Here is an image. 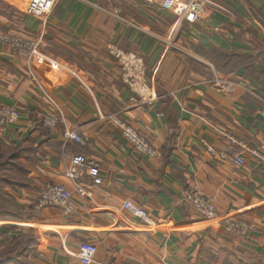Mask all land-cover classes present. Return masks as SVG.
<instances>
[{
    "label": "crops",
    "instance_id": "obj_1",
    "mask_svg": "<svg viewBox=\"0 0 264 264\" xmlns=\"http://www.w3.org/2000/svg\"><path fill=\"white\" fill-rule=\"evenodd\" d=\"M0 2L7 6L0 36L39 40L42 55L26 64L0 40V108L18 115L0 126V140L21 150L27 179L3 192L23 213L0 221V264H80L81 243L95 245L99 264H264L263 77L219 72L210 60L213 52L264 49V0H205L194 24L140 0H55L43 19L27 14L28 0ZM110 45L143 59L154 105L131 99ZM252 69L263 66L255 61ZM119 122L156 156L138 155ZM64 131L87 142L65 141ZM73 156L100 168L99 185L81 171L83 196L64 176ZM45 183L69 191V216L33 208ZM193 186L213 199L214 219L198 216L186 200ZM125 201L146 218L124 210ZM228 218L253 229L229 233Z\"/></svg>",
    "mask_w": 264,
    "mask_h": 264
},
{
    "label": "built area",
    "instance_id": "obj_2",
    "mask_svg": "<svg viewBox=\"0 0 264 264\" xmlns=\"http://www.w3.org/2000/svg\"><path fill=\"white\" fill-rule=\"evenodd\" d=\"M147 5L157 4L163 11H169L177 18V22L184 21L194 24L201 19L205 0H140ZM55 0H28L26 12L33 18L43 19L52 10ZM119 14V10L114 12ZM0 40L9 44L18 58L26 64L33 57H42L39 51V40H28L15 36H0ZM108 54L115 60L120 75L122 86L128 91L133 101H137L141 105L151 106L157 101L154 87L148 78L147 67L143 59L132 52L123 51L114 45H110L107 49ZM233 85L228 86L232 90ZM259 115L264 118V108L260 109ZM18 118L17 113L7 107L0 108V126L13 123ZM55 120L46 121V126L53 127ZM120 135L132 147V149L140 156L154 158L156 156L155 149L137 132L128 125L121 122L118 123ZM65 141L74 142L84 145L87 140L81 135L73 131H64L62 135ZM227 140H233L230 136ZM207 151L215 155V151L206 146ZM253 155H257L253 152ZM221 159L223 155H219ZM259 157V156H257ZM236 165H241L242 159L237 157L234 159ZM86 170L93 185L101 183L100 168L98 164L91 159L82 156H73L71 158V166L65 171V178L73 183L77 193L84 195V189L78 186L81 178V171ZM185 198L193 207L198 216L205 219H214L216 208L211 197L204 195L196 186L190 187L185 192ZM35 210L45 208H57L62 211L65 216L72 213L71 196L68 190L63 186L54 183H45L42 187L36 201L33 204ZM124 210L130 212L134 217L145 219L146 213L141 209H136L131 203L125 201L122 205ZM224 228L229 233H244L253 229L251 225L241 220H232L230 218L224 220ZM96 247L90 243H81L77 251V259L80 264H99L96 259Z\"/></svg>",
    "mask_w": 264,
    "mask_h": 264
},
{
    "label": "rangeland",
    "instance_id": "obj_3",
    "mask_svg": "<svg viewBox=\"0 0 264 264\" xmlns=\"http://www.w3.org/2000/svg\"><path fill=\"white\" fill-rule=\"evenodd\" d=\"M5 9H7L6 4L0 2V10ZM20 154L21 151L17 153L14 148L8 147L0 140V221H18L23 213V209L18 207L17 204L10 199L11 197L9 195L3 193L7 190L11 191L15 186L19 188V186L24 184L23 182L27 181L24 174L20 172V170H22L20 168L22 164L19 165L18 161ZM36 199L37 198L32 202L33 204Z\"/></svg>",
    "mask_w": 264,
    "mask_h": 264
},
{
    "label": "trees",
    "instance_id": "obj_4",
    "mask_svg": "<svg viewBox=\"0 0 264 264\" xmlns=\"http://www.w3.org/2000/svg\"><path fill=\"white\" fill-rule=\"evenodd\" d=\"M213 57L210 58L213 65L219 72L228 71V69H244L248 73H253L254 75H261L263 77V83H264V49H259L255 52L253 55H226V54H220L217 52H213ZM219 59L220 62H217L216 60ZM259 62L263 69L262 71H256L252 69V65L254 62ZM231 63V67L229 64ZM15 149V148H14ZM17 153H19L20 149H15Z\"/></svg>",
    "mask_w": 264,
    "mask_h": 264
}]
</instances>
